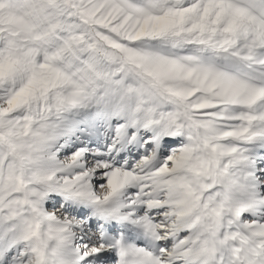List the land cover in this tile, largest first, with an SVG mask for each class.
<instances>
[{"label":"snow or ice","instance_id":"snow-or-ice-1","mask_svg":"<svg viewBox=\"0 0 264 264\" xmlns=\"http://www.w3.org/2000/svg\"><path fill=\"white\" fill-rule=\"evenodd\" d=\"M0 264H264V0H0Z\"/></svg>","mask_w":264,"mask_h":264}]
</instances>
